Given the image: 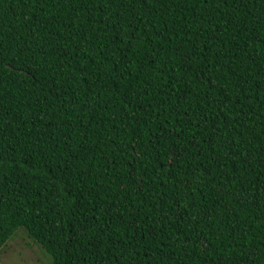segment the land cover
<instances>
[{"label": "trees", "instance_id": "16d2710c", "mask_svg": "<svg viewBox=\"0 0 264 264\" xmlns=\"http://www.w3.org/2000/svg\"><path fill=\"white\" fill-rule=\"evenodd\" d=\"M264 264V0H0V254Z\"/></svg>", "mask_w": 264, "mask_h": 264}, {"label": "rangeland", "instance_id": "374dc122", "mask_svg": "<svg viewBox=\"0 0 264 264\" xmlns=\"http://www.w3.org/2000/svg\"><path fill=\"white\" fill-rule=\"evenodd\" d=\"M47 257L23 232L10 241L0 254V264H44Z\"/></svg>", "mask_w": 264, "mask_h": 264}]
</instances>
